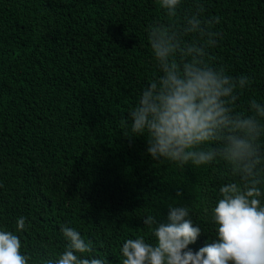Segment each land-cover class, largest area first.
<instances>
[{"label":"trees","instance_id":"1","mask_svg":"<svg viewBox=\"0 0 264 264\" xmlns=\"http://www.w3.org/2000/svg\"><path fill=\"white\" fill-rule=\"evenodd\" d=\"M197 3L201 20L219 18L210 63L250 79L234 107L251 114V100L264 104V0H181L177 22ZM157 22L168 23L157 0H0V231L19 236L28 264L59 258L65 226L92 242L84 258L121 264L127 239L155 243L142 220L164 221L169 206L201 228L194 252L216 238L226 163L152 160L143 137L123 135L161 75L147 38Z\"/></svg>","mask_w":264,"mask_h":264},{"label":"clouds","instance_id":"2","mask_svg":"<svg viewBox=\"0 0 264 264\" xmlns=\"http://www.w3.org/2000/svg\"><path fill=\"white\" fill-rule=\"evenodd\" d=\"M157 4L168 23L150 25L147 38L161 75L142 90L136 106L121 120L123 135L143 137L152 160L195 167L223 161L234 179L219 188L222 198L211 213L216 232L212 242L195 252L189 248L201 228L194 226L188 207L169 206L164 221L153 215L142 220L155 243L142 236L127 239L120 248L121 264H264V104L253 99L251 114L236 111L237 92L250 85V79L234 78L210 63L207 49L217 44L219 35L210 29L219 18L201 20L204 9L197 3L178 23L181 0ZM192 35L194 39H186ZM25 228L21 216L16 231ZM61 231L65 251L45 264H107L106 259L84 258L93 251L92 242L77 230L65 226ZM21 247L17 234L0 231V264H28L30 257Z\"/></svg>","mask_w":264,"mask_h":264}]
</instances>
